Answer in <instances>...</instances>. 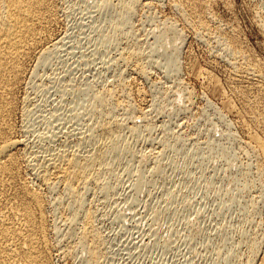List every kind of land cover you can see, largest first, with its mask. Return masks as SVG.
<instances>
[{
  "label": "rangeland",
  "instance_id": "rangeland-1",
  "mask_svg": "<svg viewBox=\"0 0 264 264\" xmlns=\"http://www.w3.org/2000/svg\"><path fill=\"white\" fill-rule=\"evenodd\" d=\"M58 1L56 50L48 63L37 69L35 57L27 62L31 72L21 88L19 106L22 111L26 104L30 112L28 117L19 112L16 121L22 129L18 136L32 140L50 136L54 142L45 138L44 143L42 137L38 141L61 147L72 146L93 121L83 115L84 91L113 78L112 56L120 45L113 37L107 40L113 16L99 7V0ZM143 4L137 6L124 31H135L140 41L151 45V31L176 11L169 0H151V8ZM208 4L213 20L263 64L264 0H210ZM182 40L178 70L167 74L157 60L149 64L150 78L132 75L141 93L134 101L157 123L155 131L127 139L132 150L115 164L113 172L105 173L106 191L95 189L86 196L94 225L103 237L102 263L244 264L251 245L253 264H264V177L254 170L253 152L240 145L242 100L231 91L228 57L217 54L219 46L213 40L203 41L189 32ZM203 68L211 72V81L199 73ZM188 90L193 91L190 98ZM229 103L234 110L229 109ZM135 113L130 118L118 115L130 123L139 117V112ZM25 119H29L28 128ZM160 139L166 144V153L157 173L155 159L149 156L161 148ZM247 236L255 240L248 243ZM83 256L79 250L72 256L56 250L53 261L84 264Z\"/></svg>",
  "mask_w": 264,
  "mask_h": 264
},
{
  "label": "bare ground",
  "instance_id": "bare-ground-1",
  "mask_svg": "<svg viewBox=\"0 0 264 264\" xmlns=\"http://www.w3.org/2000/svg\"><path fill=\"white\" fill-rule=\"evenodd\" d=\"M141 1L148 8L151 6V0H99V7L113 16L110 15L113 25L107 31V40L113 37L117 46L120 45L112 56L113 64L109 63L115 66V72L103 86H87L83 115L93 121L86 126V131L81 130L83 127L80 129L82 132H78L72 146L60 147L41 143L38 139L42 136L35 139L37 143L22 134L18 136L22 129L16 121L19 112L26 117L30 112L26 104L22 103V111L19 106L21 88L26 85L23 83L27 73L31 72L27 71V62L35 57L37 69L47 64L56 50L59 39L54 40V27L59 4L56 0H0V264H54L56 250L71 256L79 250L84 254V264H103V237L94 225L86 196L95 189L106 191L105 173L113 172L115 164L132 150L127 139L155 131L157 123L149 120L147 109L134 101L141 93L132 75L150 78L149 64L157 60L158 67L167 74L178 70L185 32L198 35L203 41H215L219 46L218 49L215 46L217 54L228 57L231 91L242 100L238 122L243 134L240 145L253 152L254 170L259 177H264V63L254 60L236 36L229 34V30L226 33L213 20L208 12L210 0H169L176 15L166 16L162 24L151 29L153 44L140 41L135 31L131 34L124 30ZM47 42L50 45H45ZM199 73L207 81L212 78L206 68ZM192 95L193 91H186L188 98ZM163 96L169 95L164 92ZM231 104L227 105L234 110ZM135 111L139 112L138 120L132 119L129 123L123 119L136 116ZM49 138H46L48 142ZM157 142L161 148L149 158L155 159L154 169L159 173L166 144L163 139ZM140 181H136L137 186ZM251 206L255 210L256 203L252 202ZM242 234L246 231L242 230ZM251 240L254 237L248 243ZM254 252L250 245L244 264L254 263Z\"/></svg>",
  "mask_w": 264,
  "mask_h": 264
}]
</instances>
